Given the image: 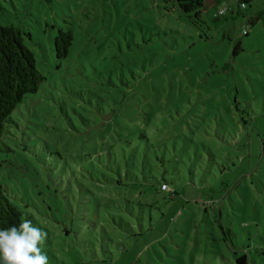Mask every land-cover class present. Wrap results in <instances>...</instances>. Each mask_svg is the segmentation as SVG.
I'll return each mask as SVG.
<instances>
[{
    "label": "rangeland",
    "instance_id": "rangeland-1",
    "mask_svg": "<svg viewBox=\"0 0 264 264\" xmlns=\"http://www.w3.org/2000/svg\"><path fill=\"white\" fill-rule=\"evenodd\" d=\"M0 26L44 77L4 125L0 185L49 264H264V0L198 18L174 0H0Z\"/></svg>",
    "mask_w": 264,
    "mask_h": 264
},
{
    "label": "trees",
    "instance_id": "trees-1",
    "mask_svg": "<svg viewBox=\"0 0 264 264\" xmlns=\"http://www.w3.org/2000/svg\"><path fill=\"white\" fill-rule=\"evenodd\" d=\"M174 1L184 14H193L195 18H198L203 7L214 0ZM215 2L220 3V0H215ZM250 2L251 0L243 2L245 9ZM241 11L238 9V12ZM27 36L13 26H0V138L4 125L17 106L24 97L35 94L44 81V77L36 69L32 52L24 45V37ZM72 41L70 31L58 30L53 41V50L57 60L66 58ZM162 186L161 191L173 198L175 193L169 191L168 188L162 190ZM21 221L20 211L10 202L0 185V226L10 227ZM234 262L235 264H249L245 254L236 256Z\"/></svg>",
    "mask_w": 264,
    "mask_h": 264
},
{
    "label": "clouds",
    "instance_id": "clouds-1",
    "mask_svg": "<svg viewBox=\"0 0 264 264\" xmlns=\"http://www.w3.org/2000/svg\"><path fill=\"white\" fill-rule=\"evenodd\" d=\"M47 232L24 218L10 227L0 226V264H49L41 245Z\"/></svg>",
    "mask_w": 264,
    "mask_h": 264
},
{
    "label": "built area",
    "instance_id": "built-area-1",
    "mask_svg": "<svg viewBox=\"0 0 264 264\" xmlns=\"http://www.w3.org/2000/svg\"><path fill=\"white\" fill-rule=\"evenodd\" d=\"M244 1H246V0H236L237 11H238V9H241V10L245 9V4H243ZM233 11H234V9H232L230 6H219L216 16L217 17H223L227 13H232ZM243 34H245V32H243ZM162 190H167V187L165 185H163Z\"/></svg>",
    "mask_w": 264,
    "mask_h": 264
}]
</instances>
